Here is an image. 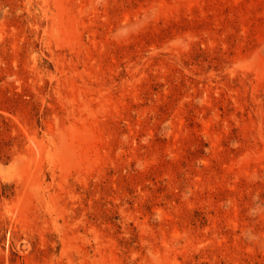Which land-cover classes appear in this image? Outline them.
<instances>
[{"label":"rangeland","instance_id":"1","mask_svg":"<svg viewBox=\"0 0 264 264\" xmlns=\"http://www.w3.org/2000/svg\"><path fill=\"white\" fill-rule=\"evenodd\" d=\"M0 264H264V0H0Z\"/></svg>","mask_w":264,"mask_h":264}]
</instances>
